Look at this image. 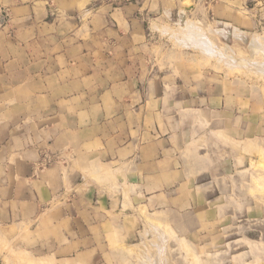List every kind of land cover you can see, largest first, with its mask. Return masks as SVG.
<instances>
[{"label":"rangeland","instance_id":"obj_1","mask_svg":"<svg viewBox=\"0 0 264 264\" xmlns=\"http://www.w3.org/2000/svg\"><path fill=\"white\" fill-rule=\"evenodd\" d=\"M130 1L0 0V264H264V0H178V13L144 16L137 46L122 50L129 80L111 86L127 92V104L148 108L143 144L134 151L143 154L144 172H151L150 152H159L157 176L141 182H153L154 193L142 196L129 186L140 185V177L121 176L120 184L110 170L79 168L81 154L91 151L81 145L96 122L91 88L116 76V58L100 65L106 74L91 84V76H81L91 66L63 64L78 41L91 46V33L68 38L55 25L115 27L118 8ZM103 2L113 9L101 23ZM98 50L92 58L102 62ZM24 154H39L41 166L59 165L61 172L72 166L83 175L82 187L90 180L95 186L91 206L107 196L116 208L123 202L125 217L105 220L91 207L74 241L65 224L31 234V224L9 222L8 211H24L7 202L28 189L15 177ZM59 187L49 207L82 194L67 176ZM62 245L64 257L48 253Z\"/></svg>","mask_w":264,"mask_h":264},{"label":"crops","instance_id":"obj_2","mask_svg":"<svg viewBox=\"0 0 264 264\" xmlns=\"http://www.w3.org/2000/svg\"><path fill=\"white\" fill-rule=\"evenodd\" d=\"M90 1L91 5L100 3V0ZM151 5L154 7L151 8ZM98 6V14H104L99 18L101 19L102 23L103 20L105 21V13L109 14V12L113 8H110V6L108 5L106 6L104 2L102 5L100 4ZM150 9H153V11H150ZM168 9H170L172 12L178 13V0H131L129 3H125L123 6L118 8V11H120L119 13H121L118 22L115 18L111 17L115 19L113 20L116 23L115 27H109L104 23L103 25H98L97 27L91 25V28L88 24L77 26H73L74 24H64L63 26L55 25L57 34L62 33L68 36L73 35V33L77 31H86L87 33H91V36L89 35V37H87V39L91 37V46L89 43H85V41H82L81 43L78 41L77 44L75 43V45L71 46V48L67 50V54H65L66 57H63V64L71 66L72 70H75V66L83 64L91 66V69H88V72H85V74L81 75L91 76V84L92 82L97 80L98 77L101 78V76H105L106 74L104 72L105 68L100 67V65H105L106 63L111 64L113 62L112 56H115L116 58L114 59L115 64L117 65L116 70L114 69L116 76L114 78H111L112 76H107V85H104V87L96 88L97 90H92L91 88L90 109L91 114H95L94 118H96V122H93L91 120V138H89L85 144L81 145L82 149L88 148L91 149V151H89L88 154H81L78 165L82 167L79 168L85 170L90 166H95L110 170L113 176L118 177V183L120 184L121 176L127 177L128 175H133L136 177H140L142 178V180L140 181V185H129L128 181L126 182V184H128L130 187H133V185H137L139 188H141V190H139L141 191L142 196H144V194H152L155 192L153 182H150L148 180L144 184H142L141 182L144 181V178L147 179L148 177L151 178L157 176L158 172L156 171V169H158L159 167L160 160L158 151L155 154L154 152H150V162L152 161V165L150 168L149 164H146V169H151V172H144L141 164L143 154H141L137 150L134 151L138 144L139 146H142L143 144L142 140L138 139L144 136L143 129H141L143 123L142 114L144 111H147L148 108L143 105H138V102H135V104H127L125 102V97L128 96L127 92L124 90L119 91L121 88H115L116 84H113L111 86V80L118 82L117 86H121L125 84L123 83V81L129 80L122 70L128 64L127 61H125V58L122 56V50H126L124 47H127L128 44H133L131 46H137L134 39L139 38L143 33L142 28L144 16L155 14L162 17L168 14ZM71 10L72 8L64 9L59 17L65 18L67 16H70L72 14ZM94 15L95 13L91 18L96 17ZM55 16H57V14H55ZM124 33L126 35L122 36V34ZM69 37L70 36H68V38ZM97 40H99V42L101 43L96 44V42H98ZM99 47H101L104 52L102 62L93 60V58H95L94 54L99 53ZM83 49L88 50V52H84ZM87 79L88 78H81L80 81H85ZM74 80L75 79H73V81ZM81 92H83V90H79L78 94L75 92L69 93L67 96H79L81 95ZM132 96L137 97L138 95L132 94ZM93 98H95V100H93ZM103 99L107 100V106H105V102ZM127 114H133L131 115L130 122L128 120ZM92 126H94L98 130H104L105 137L100 134H94ZM129 128H131V141H128ZM146 135H149L152 138L151 141H153L154 131H151ZM64 154L65 153H63L62 155ZM62 155L61 158H64ZM76 155L77 157L80 156L79 153ZM24 158V162H19L21 163L20 168L15 170V177H17V179L23 180L25 182V187H28V189L23 191L22 197H9V200L7 201L11 203L15 201V203L17 202L19 204H22L20 209H24V211H17V208L15 207L13 210H11V212L8 211L7 217L11 218V221L9 222H13L16 224H21L23 222L24 224H31L32 226H34L31 229L33 230L31 234L40 232L42 233L43 230H46V228H60L63 224H65L67 228L71 227V239L74 241L78 239V236L74 237V235L80 233L81 217L87 216L88 218H91V207L97 209L99 208L102 212L101 218H104L105 220L107 218L112 219V217H114L115 219L125 217L123 214L124 209L122 207L123 202H119V205L116 208V200L113 198L111 199L107 196H103V198L100 199V206L99 204L97 206H91V194L97 192L95 190V186L91 188L90 180V182H86V184L84 183L86 187H82L83 183L79 182L80 179L83 178V175H81L80 172H73L74 170L72 166L68 167L66 172H61V168H59V165H54L52 166L53 168H46L45 166H41L42 164L39 163L41 160L39 158V154L38 156L35 154H31L30 158H27L26 154H24ZM80 161H84L85 163H81ZM126 169H131V171H125ZM68 171H70V173L67 174ZM120 171H124V173H121ZM61 174L62 176H60ZM92 174H94V172ZM95 174L97 175L98 173ZM66 176L67 179L70 180L71 183L74 184V186H76V189L80 190V192L82 193L81 196L77 197L69 203L64 202L60 203V205L56 204L57 206L49 207L51 206L50 200L56 197V193L59 192V186H61V182H63L64 179L66 180ZM38 186L39 190L38 194H36V192L34 191H36L35 187ZM48 188L51 189L50 195ZM138 199L139 197L137 194L136 201L134 202L136 206L140 205V199ZM113 204L115 208L113 207ZM87 211L89 212L87 213ZM45 235L46 234H43L39 238V241L46 239L44 238ZM59 240L64 241V236L60 237ZM63 249V245L59 247L57 246V248H52L51 250H49L48 253L52 254L55 257H64L61 253ZM78 250L79 249H77V252Z\"/></svg>","mask_w":264,"mask_h":264},{"label":"bare ground","instance_id":"obj_3","mask_svg":"<svg viewBox=\"0 0 264 264\" xmlns=\"http://www.w3.org/2000/svg\"><path fill=\"white\" fill-rule=\"evenodd\" d=\"M254 44H255V41L253 42ZM260 43V42H259ZM262 45V44H261ZM263 46V45H262ZM211 47V46H210ZM253 48V47H252ZM211 49V48H210ZM209 49V50H210ZM252 50V49H251ZM212 53V52H211ZM215 54V53H214ZM216 55H218V54H216ZM221 55V54H220ZM221 56H223V55H221ZM220 57V56H219ZM253 64V63H252ZM260 64V63H259ZM263 68V67H262ZM153 263H154V261H153Z\"/></svg>","mask_w":264,"mask_h":264}]
</instances>
